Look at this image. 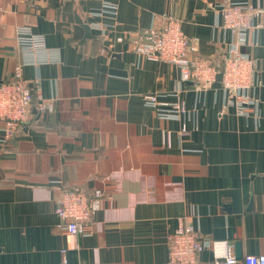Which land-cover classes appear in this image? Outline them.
<instances>
[{
    "label": "crops",
    "instance_id": "0c3cea01",
    "mask_svg": "<svg viewBox=\"0 0 264 264\" xmlns=\"http://www.w3.org/2000/svg\"><path fill=\"white\" fill-rule=\"evenodd\" d=\"M219 1L0 0V81L28 62L16 39L28 26L45 47L23 77L53 103L10 140L0 125V264H166L180 223L230 241L239 258L264 254V27L242 48L257 69L247 116L221 73L202 90L134 50L138 35L174 17L195 56L221 72L237 35L223 28ZM146 94L185 113L161 119ZM63 186L102 192L89 235L61 228Z\"/></svg>",
    "mask_w": 264,
    "mask_h": 264
},
{
    "label": "built area",
    "instance_id": "2783aa9c",
    "mask_svg": "<svg viewBox=\"0 0 264 264\" xmlns=\"http://www.w3.org/2000/svg\"><path fill=\"white\" fill-rule=\"evenodd\" d=\"M113 12L115 8L108 6ZM219 10L223 28L237 35L235 44L227 50L224 68L220 72L211 61L196 57L197 48L183 34L179 20L166 18L161 27H151L133 41L136 53L151 61H165L175 65L183 82L194 80L202 90H208L222 74V88L234 100L237 111L247 116L254 112L255 102L248 91L255 86L256 61L242 48L248 44L252 30L264 27V4L253 6L246 0H220ZM255 20H258L256 22ZM263 20V21H262ZM18 46L27 54L28 64H38L37 52L45 47L44 37L35 34L28 26L17 30ZM26 63V64H27ZM24 62L16 66L10 81H0V125L3 141L10 140L22 123L32 117L33 111L45 115L53 110L51 100L33 90L23 77ZM144 101L155 108L161 119H178L185 113L182 105L167 109L155 94H146ZM102 192L88 193L75 187H61L56 196V214L61 218V228L71 235L87 236L94 215L101 209ZM204 251L212 253L211 264H264V254L248 255L238 259L228 240L203 238L192 224L180 223L168 245L166 264H202ZM64 263L65 250L61 251ZM100 264V263H95Z\"/></svg>",
    "mask_w": 264,
    "mask_h": 264
},
{
    "label": "water",
    "instance_id": "95a60500",
    "mask_svg": "<svg viewBox=\"0 0 264 264\" xmlns=\"http://www.w3.org/2000/svg\"><path fill=\"white\" fill-rule=\"evenodd\" d=\"M87 32H88V28H87ZM237 258H238V259H241V258H239V256H237Z\"/></svg>",
    "mask_w": 264,
    "mask_h": 264
}]
</instances>
